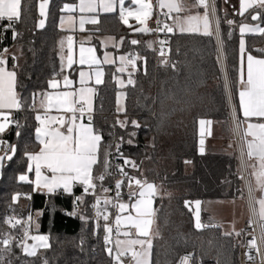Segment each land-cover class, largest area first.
I'll return each mask as SVG.
<instances>
[{
    "label": "trees",
    "instance_id": "obj_1",
    "mask_svg": "<svg viewBox=\"0 0 264 264\" xmlns=\"http://www.w3.org/2000/svg\"><path fill=\"white\" fill-rule=\"evenodd\" d=\"M38 1H22L21 19L13 25L19 34L16 40L11 28L3 31L4 38L0 40V52L8 49L5 55L10 70L12 57H18L17 91L24 101V106L12 113L22 126L20 136H16L18 129L13 126L3 134L5 141L17 146V152L11 161L4 162L0 172V239L22 238L24 229L12 230L5 220L19 216L27 227L26 201L18 199L13 203L12 196L30 193L34 217L32 233L48 236L50 247L29 257L16 243L11 244L10 251L0 244V264H45V260L47 264H113L112 251H106L101 244L104 225H94L90 199L81 194L80 186L73 195L60 197L34 191L32 183L18 180L20 174H28L26 153L38 152L35 114L29 111L34 94L47 91L48 81L61 72L59 41L66 37L58 28L61 8L65 3L76 2L50 0L46 26L39 29ZM214 12L225 69L231 88L235 89L239 73L237 26L240 20L227 11L220 0H214ZM206 13L209 33L171 32L168 57L159 62L154 59V50L146 44L150 35L130 33L117 13L100 16L99 32L121 39L122 50L137 51L140 58L133 71L135 85L125 88L126 116L123 113L118 117L115 113L118 90L113 79L115 66L106 68L104 83L96 88L92 121L94 128L102 131L103 140L93 174L99 176L110 171L111 166L107 170L104 166L105 152L110 151L113 141H121L123 137L125 156H130L140 169L134 173L137 186L124 187L122 200L131 203L129 193L136 199L135 189L146 184L154 185L156 191L157 236L151 249V264H239V249L244 242L243 228L248 221L241 231L224 234L206 208L212 201L245 199L218 46L208 9ZM260 16L264 25V13ZM230 20L235 23L230 25ZM8 23L7 20L0 23V31ZM246 47L264 57V35L248 36ZM57 78L62 79V75ZM125 118L138 120L143 126L134 138L136 146L126 143L133 131L131 125L125 130L116 123ZM199 120L212 122V136L206 140L203 154L197 146ZM95 183L98 192L108 186V181ZM79 196H83V200L77 215L63 216L62 210ZM197 201L202 202L200 229L194 227L192 213L186 205ZM81 215L86 219L81 220Z\"/></svg>",
    "mask_w": 264,
    "mask_h": 264
},
{
    "label": "snow or ice",
    "instance_id": "obj_2",
    "mask_svg": "<svg viewBox=\"0 0 264 264\" xmlns=\"http://www.w3.org/2000/svg\"><path fill=\"white\" fill-rule=\"evenodd\" d=\"M88 0H79L78 5L65 3L61 9L62 13H75L77 9L81 14L85 13L84 7ZM50 0H39L38 4V14L41 19L37 23V28L43 29L46 26V18L48 15ZM126 5V0H125ZM23 10L22 0H0V23L5 19L9 21L7 25L4 26V30L13 29V40H16L19 35L13 28L16 22L21 19ZM116 11V10H114ZM244 15L241 13H236ZM69 21L73 20L70 15L67 17ZM252 20L260 21L261 16L259 13L253 15ZM65 22V17L62 15L60 18V27L63 29ZM229 24H234L235 21H228ZM98 23L97 17L92 16L85 19L83 16L79 19V29L81 32L85 30L86 24H96ZM122 23L128 25L127 20H123ZM244 27V26H241ZM250 30L248 33L243 31L240 33L242 39L246 34H261L264 35V26L260 23L255 25H247ZM246 44V40L244 41ZM90 43V41H89ZM102 46L106 49L109 44L106 42H101ZM66 45V53H65ZM74 39L72 35H67L59 41V55L60 69L61 72L52 79L48 81V89L52 91H45L34 94L33 108L37 111L35 115V120L37 126L34 130V135L36 141L40 145L39 152L36 153H26V159L28 161L27 172H34L35 179L30 180L27 174H20L18 180L24 183H32L34 185L33 190H46L47 194H57L58 191L62 190L64 194L73 195V188L79 185L83 188L85 194H94L97 184L95 181H103L105 175L94 176L93 166L98 162V153L101 149L103 134L94 128L92 121L93 113V101L97 95V89L90 86V82H94L95 85L102 84L103 77L105 75V70L102 65L116 64V59H112L109 62L110 54L105 52L103 58H99L96 55L95 47H85L84 41H81V46L79 47V58L78 61L74 60L73 54ZM8 49H3L0 52V170L4 167L5 161H11L17 152V146L11 144L3 139V134L8 132L12 126H15L18 130L16 136H20L19 129L22 127L18 121H15L12 112L20 110L24 106V101L22 96L17 91V68L16 61L18 57L13 56L12 69L8 68V60L6 53ZM123 59V58H121ZM78 63L80 66H87L88 71L80 70L78 73V84L79 88L75 90L72 89L73 81L70 79L69 75L63 74L66 69H71L74 64ZM115 72L127 75V80L121 78L120 76L113 77L114 82L121 88H126L128 86H134L133 73L127 71L125 68L115 67ZM62 75V80L57 78ZM61 87L65 90L60 91ZM35 96H39V109H36ZM125 98L123 92H118L116 95V111L118 113H124L126 116V107L121 104V100ZM6 110V111H5ZM55 110L58 113H68L71 114L68 117L64 115L52 116L51 113ZM43 113V114H41ZM79 118L85 117L87 114L88 122H77ZM117 125L121 128L127 130L130 124L133 131L129 133V138L126 143L131 146H136L134 138L138 135V130L143 126L138 120H117ZM59 125L58 127H53V125ZM61 129H64L63 131ZM121 143L115 145L116 153L115 156L118 160L123 161V165L117 164V170L123 179L119 180L115 184V197L117 201L121 198V189L125 181H127L128 186L134 181V178L130 177L127 171V167L136 166V162L130 156H124L122 152L121 144L124 142V138H120ZM112 145H109L111 149ZM113 155L111 151L105 152L104 166L107 170L110 167L108 157ZM51 173L47 175L45 173ZM139 170L138 168L136 169ZM102 191L107 193L111 191L106 187H102ZM18 194L12 196L13 203L17 202ZM83 196L75 197L74 202L78 207L82 202ZM135 200V195L129 193V201ZM104 205H112L121 210L120 214L123 215L126 207H130L129 202L120 201L114 203L110 198L103 199ZM101 203L99 197L96 199V205ZM107 213V215H106ZM71 216H76V211L71 213H66ZM96 216L102 218L105 221L104 230L106 233V238L110 232V227L108 226L109 214L107 209L101 210L99 207L96 209ZM81 220L86 218L81 215ZM14 221V222H13ZM5 223L11 224L13 227L17 225L24 229V238L11 241L8 238L0 239V244H2L6 250L10 251L11 244L16 243L17 246L21 247L22 252L25 256L34 257L37 255L38 248H49V237L45 235H29V231L24 227V221L22 218L11 217L5 220ZM29 223H31V216H29ZM33 241L29 244L28 240ZM106 251L108 249L106 248ZM2 260V258H0ZM47 264V260H45Z\"/></svg>",
    "mask_w": 264,
    "mask_h": 264
},
{
    "label": "crops",
    "instance_id": "obj_3",
    "mask_svg": "<svg viewBox=\"0 0 264 264\" xmlns=\"http://www.w3.org/2000/svg\"><path fill=\"white\" fill-rule=\"evenodd\" d=\"M23 1V0H22ZM129 0H126L122 5L120 0H88L85 4V13L81 14L79 10L75 13H62L58 18V28L60 27V18L63 15L65 17V22L63 29L61 30L67 35H72L74 39L73 54L74 60L78 61L79 58V47L81 46V41H84L85 47H95L96 55L99 58H103L105 52L110 54L109 62L112 59H116V64L102 65L105 70L109 66H117L119 68H129L128 70L133 73L136 68L138 57L132 63H127L124 55L130 50H122V40L116 39L111 34L99 32L98 26L100 23V16L118 14V19L123 21L122 6L127 7ZM223 7L231 12L233 15L239 17L240 23L237 26L238 33L243 31L248 33L250 30L247 25H255L260 23V21H253L252 17L256 13H261L264 9V0H220ZM39 4V1H38ZM78 5L79 0L74 3H68ZM194 6L200 10L194 0H177V3L173 4L171 0H164L161 2L159 0V7L161 11L170 14L169 20L165 22L169 29V32L183 33V34H207L209 33V23L206 18L202 22L198 11L187 9L188 6ZM63 7V6H62ZM38 8V6H37ZM204 8V7H203ZM49 9V8H48ZM62 9V8H61ZM116 10V11H114ZM241 13L244 15L236 14ZM72 16L73 20L69 21L68 16ZM175 15L179 18L177 21H173ZM211 15V23L213 27V32L216 38L219 58L225 83V90L228 100L231 124L233 128L234 140L236 143V149L238 154L239 166L241 175H245V180L242 179L244 193L246 199V206L248 214L250 217L245 221H250L251 215L258 221H264V57L260 54H255L247 50L245 40L248 36H258L261 34H246L242 39L241 35L238 40V80L235 89L231 88L230 81L225 69V63L223 58V53L219 40L218 27L215 18V12ZM39 16V14H38ZM83 16L85 19L92 16H96L98 23L96 24H86L85 30L83 32L79 29V19ZM181 16V17H180ZM183 17V20H182ZM181 18V19H180ZM41 19L39 16L38 21ZM6 20V19H5ZM130 22L128 25L122 23L125 27L130 29V33L135 34L137 32H143L144 23L138 24L132 22L133 20L129 18ZM37 21V23H38ZM146 21V20H145ZM138 24V25H137ZM244 26V27H241ZM264 31V29H261ZM132 40V39H131ZM134 40V38H133ZM90 41V43H89ZM106 42L109 46L105 49L101 42ZM146 44L149 49H151L153 40L147 39ZM66 49V45H65ZM259 49V48H256ZM66 53V52H65ZM123 58V59H121ZM80 70L88 71L87 66H80L78 63L74 64L71 69H66L65 74L69 75L70 79L73 81L72 89L75 90L79 88L78 84V73ZM105 75L103 81L105 80ZM116 76H120L125 81L127 80V75L116 73ZM62 80V79H61ZM104 83V82H103ZM102 83V84H103ZM100 85H95L94 82H90V86L99 87ZM117 92L122 91L125 94V88L121 89L117 86ZM61 87L60 91H63ZM47 91H52L48 89ZM116 92V94H117ZM95 101V98H94ZM94 101H93V111H94ZM36 108L39 109V96L35 98ZM116 102V95H115ZM125 103V98H124ZM116 104V103H115ZM33 106V105H32ZM6 111V110H5ZM17 111V110H16ZM13 111L12 113L16 112ZM116 113V110H115ZM93 114V113H92ZM117 114V113H116ZM36 115V114H35ZM50 115L58 116L64 115L65 117L70 116L68 113H58L53 110ZM77 122L87 123L84 118H80ZM37 126V122H36ZM59 125H53V127H58ZM62 131L64 129H61ZM38 144V152L40 150V145ZM3 155V152H0ZM94 167V166H93ZM1 172V170H0ZM51 175V173H47ZM29 174V172H28ZM27 174V175H28ZM29 179L34 180V172L30 173ZM34 187V185H33ZM79 185L74 186L73 192L77 189ZM141 187V186H140ZM247 192H246V189ZM45 194L46 190H39ZM62 191V190H60ZM63 192V191H62ZM155 187L152 184H146L144 187L136 192V199L130 203V207H126L123 215L119 214L116 219L120 226V233L114 240V247L112 249V255L115 253H128L125 258V264H137V260L143 255H147L149 262L151 264V249L155 244V238L157 236L155 223V210H154V197H155ZM248 194L249 196H247ZM260 201L258 205H254L252 199ZM128 202V201H123ZM211 213V208L207 209ZM38 214H35V216ZM244 221V223H245ZM243 223V225H244ZM240 227L239 231L243 228ZM155 227V232L152 233ZM238 232V231H237ZM36 235V234H32ZM46 236V235H45ZM28 243L31 244L33 241L30 239ZM45 249V248H38Z\"/></svg>",
    "mask_w": 264,
    "mask_h": 264
},
{
    "label": "built area",
    "instance_id": "obj_4",
    "mask_svg": "<svg viewBox=\"0 0 264 264\" xmlns=\"http://www.w3.org/2000/svg\"><path fill=\"white\" fill-rule=\"evenodd\" d=\"M146 1L150 8V17L143 28V32L153 37L154 48H155L154 49V52H155L154 59L156 60V62H159L160 59H167L168 57L170 32L165 22L169 20L170 15L167 12L160 10L159 0H146ZM194 1L200 7H206L209 10V12L213 15L214 0H194ZM261 12L264 13V9H262ZM3 31H4V27L0 31V40H3L4 38ZM124 57L127 63H132L135 61L137 57H140V56L135 54L132 51H129L124 55ZM172 63H175V62L173 61ZM18 111L19 110H17L15 113H17ZM29 111L31 113L37 114V111L34 110L33 106L29 108ZM77 116L79 120L80 119L79 114H77ZM83 118L86 121H88L87 114ZM92 119H93V114H92ZM13 127L16 128L15 126ZM117 143H121V141L115 140L111 143L112 147L110 151L113 155L108 157V160L111 166L110 171L100 173V175L102 174L105 175V179L103 181H108V186L106 188L110 189L111 191L105 193L101 190L100 192H98L97 191L98 188L96 187L94 194H85L83 192V188L80 186L81 194L85 197L87 196L90 199L89 210H90V216H91V219L94 225H99V224L105 225V221L102 218H98L96 216L97 207H99L102 211L105 209H107L108 211L109 219L107 223H108V226L110 227V232L108 233L107 238H106L105 231L102 233L101 244L104 248L110 249L111 251L114 247V240L120 233V226L116 221L118 214H119V209L117 207H113L112 205L106 206L103 204L102 201L104 198H110L113 200L114 203L123 201L122 199H123V194H124V187L130 188L128 186L127 181H125L121 189L122 194H121L120 201L116 200L115 184L117 181L123 179V177L119 174L117 170V164L123 165V161L118 160L117 157L115 156V153H116L115 145ZM121 147H122V152L124 154L123 144H121ZM137 168H138L137 164L135 167L133 166L127 167V171L130 174V177L134 178V181L131 184V187H136L138 183L136 180L135 174H134L137 171L136 170ZM241 177L243 180H245L244 174L241 175ZM98 182L102 183L99 180ZM246 192H247V189H246ZM53 195H59L60 197H64L65 194L63 192L58 191L57 194H53ZM246 195L249 196L248 194ZM97 197H99L101 200V203L98 206L96 205ZM18 199L26 201L25 209L29 211V214L27 217V227L26 228L29 231V235H32L33 233L31 230V225L34 221V217L31 211V203H32L31 194L26 193L24 195H18ZM73 211H76V212L78 211V207L76 206L74 201L71 203V205L68 208H64L62 210V215L68 217L70 215L66 213H71ZM29 216H31V223H29ZM15 217L20 218L19 216H15ZM10 227L12 230H15V229L20 228L21 226L17 225L16 227H13L10 224ZM243 232H244V242H243V245L239 249V254H238L239 264H264V254H263L262 247H261V239H264V221H258L252 214L249 223H247L244 226ZM23 238H24V234L22 238H18V239L22 240ZM80 242L82 241L80 240ZM127 256H128V253L126 252L115 253V255L113 254V264H125L124 261Z\"/></svg>",
    "mask_w": 264,
    "mask_h": 264
},
{
    "label": "rangeland",
    "instance_id": "obj_5",
    "mask_svg": "<svg viewBox=\"0 0 264 264\" xmlns=\"http://www.w3.org/2000/svg\"><path fill=\"white\" fill-rule=\"evenodd\" d=\"M120 1L123 5L125 0H120ZM163 1L164 0H161V2H163ZM171 1L173 2V4L177 3V0H171ZM128 3H129L128 5H130V6H127V7L122 6V8H121L122 9V15L124 16L123 20H127L128 22H130L129 18H131L133 20L132 22H136L138 24H142L144 22L147 23V21L150 17V8H149L147 1L146 0H129ZM187 9L198 11L202 22H204V20H206V18H207V13H206L207 9L206 8H203V11H200L198 8H195L194 6L189 5L187 7ZM177 20H179V18L175 15L173 21H177ZM182 20H183V17H182ZM147 39L153 40V37L150 36V38H147ZM151 47H152L151 50L155 49L154 48V40H153V44ZM130 51H132V50H130ZM132 52H134V51H132ZM16 53H18V50L16 51ZM134 53L138 55L137 51H135ZM154 56H155V53H154ZM138 58H140V57H138ZM126 69H127V71H129L128 70L129 68H126ZM119 92H122V91H119ZM121 104L124 105V98L121 100ZM116 108H117V105L115 104V110H116ZM116 113H117L118 117H122L123 113H118L117 111H116ZM138 168L140 169L139 165H138ZM140 185H139V187H140ZM137 191H138V189H135V193ZM246 199H247V197L245 199H239L236 201H212V202H208L206 204L207 209L211 208V216L216 221H218L219 225L222 227L224 234H230V233H235V232L239 231V229L243 225L244 221L250 217V214H248V210H247V206H246ZM252 201H253V204L256 206L258 205V202L261 203L260 201L255 200V198H253ZM154 218H155V216H154ZM154 223H155L154 225H156V222H154ZM153 229L154 230H152V233L155 232V227ZM261 247H262V251L264 254V239H261ZM136 262H137V264H150L149 259H148L147 255H145V254H143ZM184 263H185V261H184Z\"/></svg>",
    "mask_w": 264,
    "mask_h": 264
},
{
    "label": "water",
    "instance_id": "obj_6",
    "mask_svg": "<svg viewBox=\"0 0 264 264\" xmlns=\"http://www.w3.org/2000/svg\"><path fill=\"white\" fill-rule=\"evenodd\" d=\"M212 136V122L211 120H199L197 122V146L199 151L203 154L204 148L206 145V140L211 138ZM141 186V185H140ZM188 205V211L192 213L193 224L195 228H201V210H202V202L197 201L194 203H186Z\"/></svg>",
    "mask_w": 264,
    "mask_h": 264
},
{
    "label": "bare ground",
    "instance_id": "obj_7",
    "mask_svg": "<svg viewBox=\"0 0 264 264\" xmlns=\"http://www.w3.org/2000/svg\"><path fill=\"white\" fill-rule=\"evenodd\" d=\"M213 14H214V7H213Z\"/></svg>",
    "mask_w": 264,
    "mask_h": 264
}]
</instances>
